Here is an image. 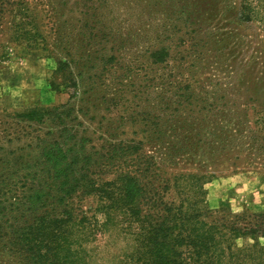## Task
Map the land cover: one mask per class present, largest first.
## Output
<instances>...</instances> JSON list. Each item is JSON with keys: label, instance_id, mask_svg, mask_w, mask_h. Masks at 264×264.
I'll return each instance as SVG.
<instances>
[{"label": "rangeland", "instance_id": "obj_1", "mask_svg": "<svg viewBox=\"0 0 264 264\" xmlns=\"http://www.w3.org/2000/svg\"><path fill=\"white\" fill-rule=\"evenodd\" d=\"M26 1L47 37L63 23L83 24L87 35H109L78 49L90 62L84 61L86 69L72 66L73 75L89 70L91 76L77 109L94 128L141 144L144 161L149 154L157 159L149 185L160 187L161 209L199 199L212 213L231 209L241 227L264 228V0ZM8 15L0 21V117L7 107L23 112L67 104L69 81L55 75L56 52L50 46L9 49ZM163 48L165 61L154 62ZM161 137L164 144L155 140ZM177 138L183 149L174 154L166 142ZM182 173L207 175L202 195L189 182L184 190L174 186L173 177ZM70 204L80 217L104 223L94 197L76 196ZM120 222L92 233L87 264H127L137 246L134 229ZM254 242L247 236L235 245ZM0 264L29 263L0 250Z\"/></svg>", "mask_w": 264, "mask_h": 264}, {"label": "trees", "instance_id": "obj_2", "mask_svg": "<svg viewBox=\"0 0 264 264\" xmlns=\"http://www.w3.org/2000/svg\"><path fill=\"white\" fill-rule=\"evenodd\" d=\"M6 11L12 45L8 48L50 46L58 59L55 75H67V86L73 91L67 88V104L23 112L7 107V115L0 117L2 252L23 257L29 264H87L85 244L92 233L121 221L134 229L137 246L127 264H264V244L259 242L264 239V228L241 227L236 224L239 216L232 215L231 209L212 213L199 199H182L161 209L160 187L149 185L150 168L159 166L157 159L149 154L144 161L141 144L120 141L116 130L94 128L82 107L77 109L76 103L85 102L89 92L82 86L90 75L89 70L73 75L72 66L86 69L90 62L78 49L91 41L100 44L109 35L101 30L87 35L83 24L63 23L47 37L26 0H0V21ZM154 54L156 63L168 56L165 48ZM113 60L115 57L107 61ZM155 140L164 144L166 139ZM166 143L172 153L182 152L181 139ZM206 176L178 174L173 177L174 186L184 190V183L189 182L202 195ZM76 196L98 201V210L105 217L101 226L76 213L70 204ZM144 206H150L149 210ZM247 236L254 244L237 248L235 241Z\"/></svg>", "mask_w": 264, "mask_h": 264}]
</instances>
